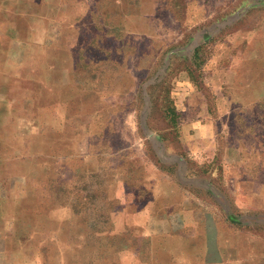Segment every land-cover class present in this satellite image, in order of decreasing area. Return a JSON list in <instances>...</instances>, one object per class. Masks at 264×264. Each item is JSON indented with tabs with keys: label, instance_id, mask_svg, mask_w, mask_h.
<instances>
[{
	"label": "rangeland",
	"instance_id": "1",
	"mask_svg": "<svg viewBox=\"0 0 264 264\" xmlns=\"http://www.w3.org/2000/svg\"><path fill=\"white\" fill-rule=\"evenodd\" d=\"M70 4L77 25L73 92L64 105L70 130L57 141L48 191L71 213L57 225L62 244L74 248L79 264H102L100 233L111 225L119 191L145 194L157 170L179 181L207 178L197 172L200 162L185 154L201 147L191 121L210 120L216 152L229 143L241 152H264L258 111L238 95L230 67L231 55L245 51L236 36L262 20L264 0ZM187 90L202 98L203 109L187 107ZM254 153L245 159L254 166L247 174L264 179V157ZM243 223L264 241V209H248ZM86 245L93 246L88 257ZM106 245L109 264H118V237Z\"/></svg>",
	"mask_w": 264,
	"mask_h": 264
},
{
	"label": "crops",
	"instance_id": "2",
	"mask_svg": "<svg viewBox=\"0 0 264 264\" xmlns=\"http://www.w3.org/2000/svg\"><path fill=\"white\" fill-rule=\"evenodd\" d=\"M70 1L0 0V264L80 263L57 232L69 207L47 182L57 169V141L70 130L64 105L77 60ZM236 39L245 51L230 57L235 88L258 111L264 135V17ZM191 93L187 107L203 109ZM191 123L201 147L185 154L208 179L179 181L157 170L145 194L119 191L111 225L100 233L102 264H109L108 237H118V264H264L263 239L243 223L248 209H264V179L248 175L254 166L245 163L254 152L232 143L216 152L210 120Z\"/></svg>",
	"mask_w": 264,
	"mask_h": 264
}]
</instances>
